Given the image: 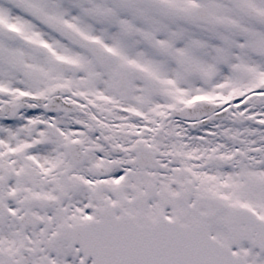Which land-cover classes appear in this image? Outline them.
Masks as SVG:
<instances>
[{
    "label": "snow or ice",
    "instance_id": "6c2138e0",
    "mask_svg": "<svg viewBox=\"0 0 264 264\" xmlns=\"http://www.w3.org/2000/svg\"><path fill=\"white\" fill-rule=\"evenodd\" d=\"M0 264H264V0H0Z\"/></svg>",
    "mask_w": 264,
    "mask_h": 264
}]
</instances>
